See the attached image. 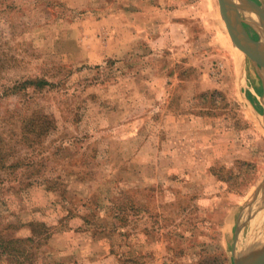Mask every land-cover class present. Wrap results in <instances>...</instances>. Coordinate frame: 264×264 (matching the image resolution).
<instances>
[{"label": "rangeland", "instance_id": "1", "mask_svg": "<svg viewBox=\"0 0 264 264\" xmlns=\"http://www.w3.org/2000/svg\"><path fill=\"white\" fill-rule=\"evenodd\" d=\"M0 110V264H235L264 230V65L219 0H0Z\"/></svg>", "mask_w": 264, "mask_h": 264}, {"label": "water", "instance_id": "2", "mask_svg": "<svg viewBox=\"0 0 264 264\" xmlns=\"http://www.w3.org/2000/svg\"><path fill=\"white\" fill-rule=\"evenodd\" d=\"M221 13L226 21L229 33L235 45L243 52L251 56L254 62L264 65V34L262 39L252 38L244 27L239 8L255 13L260 20L264 31V10L257 7L251 0H219ZM241 230L238 229L236 244L238 243ZM253 240L252 243L241 249L235 258V264H264V247H258Z\"/></svg>", "mask_w": 264, "mask_h": 264}, {"label": "trees", "instance_id": "3", "mask_svg": "<svg viewBox=\"0 0 264 264\" xmlns=\"http://www.w3.org/2000/svg\"><path fill=\"white\" fill-rule=\"evenodd\" d=\"M44 82H45V80H44ZM10 113L11 114H15V111L14 110H11ZM0 117H2L1 116V110H0ZM8 121H9L8 124H10V125L13 126V129H11L13 134H16L19 130L21 131L22 136H24V138H26L25 141H23V142H25L24 145L28 147L29 146V141H30L29 140L30 132H33L34 131L33 124L27 118L20 117L19 115H16L14 118H10V120H8ZM26 121L28 123H31V124H28ZM24 126L27 127V130H24ZM2 141H3V139L1 138V135H0V147L3 146L1 144ZM2 158L3 157L0 154V169H1V167H4L5 168V162L2 161ZM18 163L20 165H22V164H25L26 165L28 163V161L26 159L25 160L16 159V160L12 161L10 164H7L6 167H8L9 169H12V171L14 172L17 169L16 168V165H19ZM10 241H14V240L13 239L12 240H9V239L6 240V239H4V237L2 236V234L0 233V257H1V254L3 253L2 252L3 251L2 249L3 248H8L9 245H8L7 242H10Z\"/></svg>", "mask_w": 264, "mask_h": 264}, {"label": "bare ground", "instance_id": "4", "mask_svg": "<svg viewBox=\"0 0 264 264\" xmlns=\"http://www.w3.org/2000/svg\"><path fill=\"white\" fill-rule=\"evenodd\" d=\"M237 1V0H236ZM243 9V8H242ZM242 13H244L243 15H244V19L245 20H249L250 22H252L254 25H256V27H258V18H257V14H253V13H250L249 11H247L246 9H243V12ZM262 194V193H261ZM257 198V197H256ZM255 200H257V199H255ZM258 202V201H257ZM261 202V201H260ZM260 202H258V204L260 203ZM253 203H255V202H253ZM263 204V203H262ZM256 204H254L253 206H255ZM264 205V204H263ZM259 206V205H258ZM252 208H254V207H252ZM256 208H257V206H256ZM253 211V210H252ZM263 212V211H262ZM257 213H258V210H257ZM259 213H260V211H259ZM259 213L257 214V215H259ZM264 213V212H263ZM254 214H255V216H256V213H255V209H254ZM254 214H253V218H256V217H254ZM261 214V213H260ZM260 216H262V215H259V218H260ZM258 218V217H257ZM256 218V219H257ZM262 218H264L263 216H262ZM261 218V219H262ZM251 220H253V219H251ZM258 221H260V220H258ZM253 222V221H252ZM261 222V224H262V220L260 221ZM257 223V222H256ZM260 224V223H259ZM260 224V225H261ZM259 225V226H260ZM263 225H264V223H263ZM254 226H256V225H254ZM251 227H252V224H251ZM259 228V227H258ZM258 228H257V230H258ZM264 228V227H263ZM262 228V229H263ZM252 230V229H251ZM259 230H260V228H259ZM256 231V230H255ZM251 233V232H250ZM256 233H257V235H256ZM262 233H264V230L263 231H261V232H255L254 234V236H257V240H256V244H257V246L258 247H264V235L262 234ZM262 234V235H261ZM251 238H254L253 236H251ZM250 238V236H249V239H251ZM252 241H253V239H251ZM255 240V239H254ZM249 243H251L250 241H248ZM249 243H248V245H249ZM247 245V246H248ZM242 248H243V245H242Z\"/></svg>", "mask_w": 264, "mask_h": 264}, {"label": "crops", "instance_id": "5", "mask_svg": "<svg viewBox=\"0 0 264 264\" xmlns=\"http://www.w3.org/2000/svg\"><path fill=\"white\" fill-rule=\"evenodd\" d=\"M232 39V38H231ZM235 44V43H234ZM240 49V48H239ZM241 50V49H240ZM242 51V50H241ZM243 52V51H242ZM193 53V51L192 52H190L189 54H192ZM185 56H187V55H185ZM193 57H191V59H192ZM189 59V58H188ZM191 59H190V61H191ZM184 61V57L182 58V59H175L174 60V62H175V65L177 64V63H179V62H183ZM187 61V60H186ZM189 61V62H190ZM188 62V63H189ZM188 63H187V65H188ZM237 63V62H236ZM189 65H191V64H189ZM243 69L245 70V65L243 64ZM236 70L239 72V70L241 71L242 70V66H241V63H237L236 64ZM191 82V80H188V81H185V85H187L188 87H192V83H190ZM187 83V84H186ZM193 88V87H192ZM239 240V239H238ZM239 242V241H238ZM241 247V246H240ZM238 248L237 247V255H239V253L241 252V248Z\"/></svg>", "mask_w": 264, "mask_h": 264}]
</instances>
